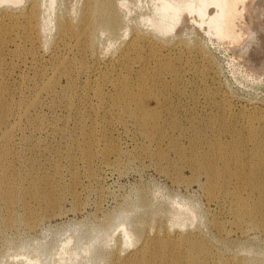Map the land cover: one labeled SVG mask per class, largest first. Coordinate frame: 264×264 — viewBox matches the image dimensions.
Instances as JSON below:
<instances>
[{"label": "rangeland", "instance_id": "374dc122", "mask_svg": "<svg viewBox=\"0 0 264 264\" xmlns=\"http://www.w3.org/2000/svg\"><path fill=\"white\" fill-rule=\"evenodd\" d=\"M48 1L0 2L15 107L0 138L11 127L12 177L44 178L20 181L28 208L17 197L12 222L0 201V264H162L143 251L157 236L177 238L169 254L189 264H264V171L251 167L264 168V0L243 13L251 31L235 46L195 13L153 31L143 18L163 0H98L117 26L81 38L90 0ZM139 82L157 110L148 130L113 103ZM189 235L205 251L191 253Z\"/></svg>", "mask_w": 264, "mask_h": 264}, {"label": "bare ground", "instance_id": "6f19581e", "mask_svg": "<svg viewBox=\"0 0 264 264\" xmlns=\"http://www.w3.org/2000/svg\"><path fill=\"white\" fill-rule=\"evenodd\" d=\"M4 1L20 2L22 0H0V2ZM54 3L55 0H49L46 4V8L48 10H52ZM257 3H259V0H163L159 5L155 6L153 15H148L144 17L143 20L146 21L147 25L152 27L153 31L165 35L175 30L184 13H195L200 20H206L209 22L222 39L235 46V44L238 45L244 41V38L247 36L246 34L251 31V26L247 25L246 21L244 22L243 13L247 10L249 11V9L252 10L251 8L253 5H256ZM124 4L125 3L122 2V5ZM88 11L89 12L84 16L81 23L77 27V33L81 36V38H85L90 35L93 32V29L98 26L99 22L105 23L107 28L110 30H114V28H116L117 21L112 15L103 17L98 16V13H100L98 0H90ZM49 22H51L50 18ZM65 27V25H62V28ZM149 77H151V75ZM5 81L7 82L5 76H0L1 126L8 125L9 119L13 115L15 108L13 104H5V98L7 99ZM155 81L156 78L154 76L152 86ZM137 87L139 90L138 95L130 96L126 93V86L123 84L118 93L113 97V103L119 107H123L124 111L130 114L129 116L135 120L142 130H148L151 125L158 123V118L156 117L157 110L154 109L150 111L144 105V99L146 97L145 85L139 82L137 83ZM162 92L164 94L167 92V89H162ZM155 99L156 101H159L156 97ZM35 101L36 99H34L33 103H35ZM231 128H233V126ZM11 130V127L8 128L3 133L5 136L3 137L2 135L0 138V201L3 200L5 202L9 210L8 213L11 214L8 222L15 220L13 219L15 217L11 206L14 204L17 197L21 198L25 209L28 208L27 203L22 198L24 192L22 186L20 185V181L30 180L33 185H38L40 182L44 181L43 177L35 176V172L32 171L33 167L27 171V175L24 178L12 177L11 174L14 171L13 160L9 156L13 154V151L11 150L12 148L10 145L11 136H9L8 133L11 132ZM237 152L238 151L234 148L233 153L238 155ZM244 152L246 153L247 165L249 160L253 157V149L246 148ZM222 153L224 152L219 150L218 155ZM220 158L223 160L224 164L227 163L228 157L226 155H221ZM261 166V163L255 162L251 165V167H258L256 168L257 174H261L264 171V168ZM23 218L29 223H32L35 220L33 213L27 211L25 212ZM176 240L178 239L169 236H157L148 242L143 251L148 248L153 249L156 255L160 257L162 264H189L179 254L170 256L169 251L174 247ZM184 241L187 242L186 245L191 253L205 251V245L202 242L195 240L190 235L185 237ZM196 256L194 255L193 257ZM141 262H144V264H157L154 261L153 256L149 254H141L140 256L131 259V264H140ZM198 262L199 264H208L204 256L200 257ZM226 263L227 260L224 258L223 264Z\"/></svg>", "mask_w": 264, "mask_h": 264}]
</instances>
